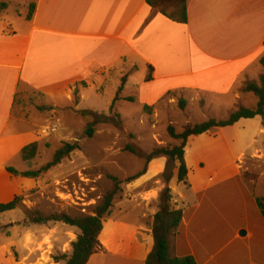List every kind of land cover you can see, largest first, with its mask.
I'll list each match as a JSON object with an SVG mask.
<instances>
[{
    "label": "crops",
    "instance_id": "crops-1",
    "mask_svg": "<svg viewBox=\"0 0 264 264\" xmlns=\"http://www.w3.org/2000/svg\"><path fill=\"white\" fill-rule=\"evenodd\" d=\"M0 4L7 5L0 12V204L36 184L5 170L26 172L16 169L19 153L36 142L31 124L12 116L18 93L62 98L70 105L75 87L80 89V102L90 85L106 82L112 73L136 69L146 75L150 66L151 81L144 82V77L138 95L131 98L153 108L159 118L179 101L185 103L181 112L222 108L227 100L233 105L247 95L242 92L246 84H257L262 77L254 70L264 69V0H186V24L158 14L146 0H0ZM30 5L34 11L27 20ZM263 131L256 117L188 140L186 188L193 196L180 194L178 200L172 196L182 221L171 242V257H192L196 264H264V219L258 197L240 179L242 160L259 152ZM165 163L164 158L152 160L132 187L148 184L163 172ZM220 185L227 186L228 196L209 195ZM236 188L239 197L234 195ZM163 189H140L126 199L129 206L118 205L119 218L113 217L112 207L102 221L100 250L87 264H145L153 248L151 226ZM127 210L137 212L136 223L122 217ZM0 264L16 263L1 255Z\"/></svg>",
    "mask_w": 264,
    "mask_h": 264
},
{
    "label": "rangeland",
    "instance_id": "rangeland-1",
    "mask_svg": "<svg viewBox=\"0 0 264 264\" xmlns=\"http://www.w3.org/2000/svg\"><path fill=\"white\" fill-rule=\"evenodd\" d=\"M164 10L168 15H176L172 5L165 6ZM257 70L264 77V69H255L254 73ZM128 74V85L118 96L127 98L117 101L114 106V114L120 116L122 124V129H118L112 122L109 108L112 100L117 97L122 78ZM128 74L112 73L113 76L105 78L106 82L90 85L80 102V89L75 87L71 90L70 105L62 98H39L36 93H26L18 98L12 116L31 124L38 153L30 164L18 159L16 169L38 171L53 160L63 144L76 143L79 150L63 159L58 166L40 177L30 191L21 195L22 201L17 209L0 215V256L4 255L16 264H64L62 260L55 259L71 254V244L80 232L62 223L34 224V218L51 215H67L70 218L91 216L105 195L113 190L114 185L109 177L124 182L144 169V159L126 151L127 146L138 149L144 155H149L156 148L178 147L180 142L170 139L167 134L169 126L176 133H181L187 125L200 124L209 119L224 120L240 108L252 110L257 104V98L251 93L233 105L227 100L222 108L207 107L204 111L190 108L181 112L178 102L172 111L156 118L153 108L146 112L140 99L131 98L138 95L145 71L139 70L137 73L133 69ZM256 81L258 84L259 80ZM129 99L133 102H129ZM157 111L159 114L161 109ZM82 112L88 115L82 117ZM103 116L109 118V121H102ZM88 125L93 126L94 134L91 138L85 136ZM259 142V152L242 160L240 179L246 189L248 187L254 195L264 200V136L259 137ZM163 172L148 182V186L132 187L141 177L128 184H121L120 192L113 200V217H120L118 205L129 206L131 202L126 199H131L140 189L163 187ZM168 186L176 200L180 194L188 199L193 196L191 191H187L186 185L177 182L175 173ZM226 190V185H220L212 189L209 195L219 192V195L225 197L228 196ZM234 195L240 196L238 188ZM159 204L158 197V207ZM124 216L130 223L138 220L135 210H127Z\"/></svg>",
    "mask_w": 264,
    "mask_h": 264
},
{
    "label": "trees",
    "instance_id": "trees-1",
    "mask_svg": "<svg viewBox=\"0 0 264 264\" xmlns=\"http://www.w3.org/2000/svg\"><path fill=\"white\" fill-rule=\"evenodd\" d=\"M146 4L152 10L157 11L158 14L174 21L179 24H186L187 14H186V0H146ZM173 6L176 10V15H168L165 12V6ZM7 8L6 4H0V12ZM34 11V5L28 7V14L26 19L30 20ZM262 66H264V59L261 61ZM152 68L148 66L146 68V75L144 82L151 81ZM127 76L123 77L121 80V86L117 92L119 96L123 86L126 83ZM243 93H251L257 98V105L255 109L249 110L245 108H240L237 111L231 113L227 119L224 120H214L209 119L203 123L196 125L186 126L181 133H176L174 128L169 126L167 128V134L170 139L180 142L178 147L174 148H156L149 155H144L138 149L127 146L126 151L133 154L134 156L144 159L145 167L136 176L127 179L124 182H120L113 177L109 179L113 182V190L108 192L102 199V202L95 208L93 214L88 217L82 218H70L67 215H51L49 217L38 216L34 218L32 222L34 224H46L49 222L62 223L71 228H76L80 234L77 236L76 241L71 244V254L69 256H64L60 259L64 264H87L90 257L100 250L98 243V236L102 230V221L105 217L110 215L111 209L113 207V200L120 192L121 184H128L137 180L138 178L144 176L147 171V165L154 159L165 158L166 164L164 172L162 173V179L164 184V189L159 195V207L158 211L153 217L151 234L153 239V248L146 258L145 264H196L192 257L184 258H173L170 256L171 242L174 238L178 227L182 221V211L176 209L172 204V195L169 188V182L173 178L175 173L176 180L178 183L188 186V168L186 165L185 158L187 156L186 145L189 139L199 137L201 135H208L213 131L220 130L223 128L231 127L240 120H249L256 117L260 118L262 126L264 127V77H260L259 83H248L243 89ZM24 96V94H16L13 101V109L17 104L19 97ZM117 98L112 102L109 113H112V122L118 128L122 129V124L120 121V116L114 114V106ZM133 102L132 99L128 100ZM179 109L183 110L185 108V103L179 101ZM146 112H150L149 107L143 108ZM88 115L87 112H82L81 116L85 117ZM102 121L108 122L109 118L104 116L101 118ZM94 134L93 126L88 125L85 131V136L91 138ZM79 150V146L76 143L73 144H63L62 147L55 153L53 160L47 165L41 167L38 171H27L20 173L12 168L6 167V172L12 177H20L24 179H30L37 181L40 177L47 174L51 169L58 166L63 159L68 158L73 152ZM38 144L32 143L24 147L20 153V159L26 164H30L37 156ZM22 201V196H16L11 202L6 204H0V215L14 211L17 209ZM257 207L260 211V215L264 219V200L261 198L256 199Z\"/></svg>",
    "mask_w": 264,
    "mask_h": 264
},
{
    "label": "water",
    "instance_id": "water-1",
    "mask_svg": "<svg viewBox=\"0 0 264 264\" xmlns=\"http://www.w3.org/2000/svg\"><path fill=\"white\" fill-rule=\"evenodd\" d=\"M241 235H244V232H242Z\"/></svg>",
    "mask_w": 264,
    "mask_h": 264
}]
</instances>
